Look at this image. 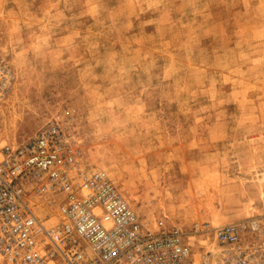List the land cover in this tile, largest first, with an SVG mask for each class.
<instances>
[{
    "label": "rangeland",
    "instance_id": "1",
    "mask_svg": "<svg viewBox=\"0 0 264 264\" xmlns=\"http://www.w3.org/2000/svg\"><path fill=\"white\" fill-rule=\"evenodd\" d=\"M2 147L74 109L144 223L264 215V0H0Z\"/></svg>",
    "mask_w": 264,
    "mask_h": 264
},
{
    "label": "built area",
    "instance_id": "2",
    "mask_svg": "<svg viewBox=\"0 0 264 264\" xmlns=\"http://www.w3.org/2000/svg\"><path fill=\"white\" fill-rule=\"evenodd\" d=\"M16 81L0 59V107ZM70 107L0 153V264H264V215L189 230L149 227L83 159Z\"/></svg>",
    "mask_w": 264,
    "mask_h": 264
}]
</instances>
